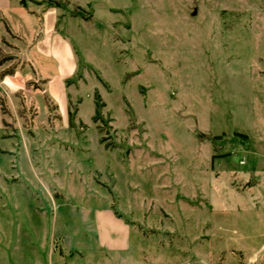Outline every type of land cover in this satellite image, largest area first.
Masks as SVG:
<instances>
[{
	"label": "rangeland",
	"instance_id": "374dc122",
	"mask_svg": "<svg viewBox=\"0 0 264 264\" xmlns=\"http://www.w3.org/2000/svg\"><path fill=\"white\" fill-rule=\"evenodd\" d=\"M52 1L0 0V264H259L264 0Z\"/></svg>",
	"mask_w": 264,
	"mask_h": 264
},
{
	"label": "trees",
	"instance_id": "16d2710c",
	"mask_svg": "<svg viewBox=\"0 0 264 264\" xmlns=\"http://www.w3.org/2000/svg\"><path fill=\"white\" fill-rule=\"evenodd\" d=\"M25 4V3H23ZM52 5H58V3H56L55 1L52 0H48V5L43 9H47L48 7L52 6ZM2 21L3 27L6 31V33L10 34L11 36H15V37H19L20 40H22V37L20 34H16L13 33L12 28L8 25L9 23L3 18V16L0 14V22ZM5 39H3L1 37V41L4 43ZM37 41V38L33 39V43H35ZM12 56L11 54L6 53L5 51H3V49L0 46V68L3 67L6 63L10 62L12 60ZM18 62L16 64H11L9 67L2 69L0 71V79H3L5 76H12L15 75L17 71H20L21 67H18ZM23 69V68H22ZM24 70V69H23ZM22 71V70H21ZM42 81H44V84L47 82V79H43ZM31 85H33L32 81H25V87H31ZM33 89H38V87H33ZM48 97L53 101V99L48 95ZM48 97L45 98V100L47 101V104L49 105V100ZM96 101H95V115L93 116L94 121H96L99 118V111L100 108L102 106H104V103L100 101V97L99 94L96 93L95 95ZM54 102V101H53ZM54 109H57V105L54 103L53 105ZM6 113V108L4 107L3 102L0 99V115L2 116L3 119V115ZM73 117V113L71 111H68V118H69V122L71 120V118ZM101 141H103V138L101 139Z\"/></svg>",
	"mask_w": 264,
	"mask_h": 264
},
{
	"label": "crops",
	"instance_id": "0c3cea01",
	"mask_svg": "<svg viewBox=\"0 0 264 264\" xmlns=\"http://www.w3.org/2000/svg\"><path fill=\"white\" fill-rule=\"evenodd\" d=\"M47 10V9H46ZM44 11V12H46L47 14H49L50 15V13H54L55 12V10L53 9V8H50V9H48L47 11ZM52 15V14H51ZM1 46V45H0ZM10 76H6V77H4V79H3V82L4 83H7V78H9ZM11 83V82H10ZM24 84H25V81H24V83H23V86H24ZM22 86V87H23ZM22 87H20V85L19 84H16L14 87H13V89H12V92H17V91H19V90H24ZM11 92V91H10ZM259 264H264V257H263V259L259 262Z\"/></svg>",
	"mask_w": 264,
	"mask_h": 264
}]
</instances>
